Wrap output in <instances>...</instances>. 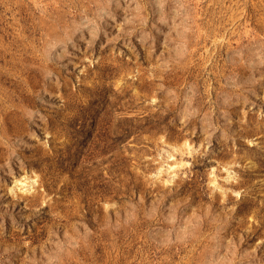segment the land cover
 I'll return each instance as SVG.
<instances>
[{
    "label": "rangeland",
    "instance_id": "rangeland-1",
    "mask_svg": "<svg viewBox=\"0 0 264 264\" xmlns=\"http://www.w3.org/2000/svg\"><path fill=\"white\" fill-rule=\"evenodd\" d=\"M0 264H264V0H0Z\"/></svg>",
    "mask_w": 264,
    "mask_h": 264
}]
</instances>
